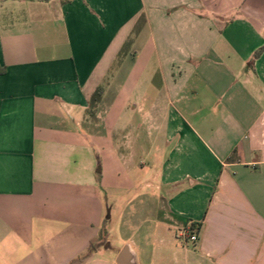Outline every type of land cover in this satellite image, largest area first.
Here are the masks:
<instances>
[{
	"label": "crops",
	"instance_id": "0c3cea01",
	"mask_svg": "<svg viewBox=\"0 0 264 264\" xmlns=\"http://www.w3.org/2000/svg\"><path fill=\"white\" fill-rule=\"evenodd\" d=\"M123 256L264 264V0H0V264Z\"/></svg>",
	"mask_w": 264,
	"mask_h": 264
},
{
	"label": "built area",
	"instance_id": "2783aa9c",
	"mask_svg": "<svg viewBox=\"0 0 264 264\" xmlns=\"http://www.w3.org/2000/svg\"><path fill=\"white\" fill-rule=\"evenodd\" d=\"M179 236L183 240L184 243H196L198 241V234L194 232L192 226L189 228H183L179 231Z\"/></svg>",
	"mask_w": 264,
	"mask_h": 264
},
{
	"label": "trees",
	"instance_id": "16d2710c",
	"mask_svg": "<svg viewBox=\"0 0 264 264\" xmlns=\"http://www.w3.org/2000/svg\"><path fill=\"white\" fill-rule=\"evenodd\" d=\"M2 1H6V0H2ZM39 1H49V0H39ZM104 93V88L103 87H99L96 92L93 94L91 101H90V108H95L96 105L100 102L102 96Z\"/></svg>",
	"mask_w": 264,
	"mask_h": 264
},
{
	"label": "rangeland",
	"instance_id": "374dc122",
	"mask_svg": "<svg viewBox=\"0 0 264 264\" xmlns=\"http://www.w3.org/2000/svg\"><path fill=\"white\" fill-rule=\"evenodd\" d=\"M129 45H130V44H129ZM129 45L127 46V48L129 47ZM113 238H114V241H113V242L115 243V245L122 244V243H121V241L117 239V238H118L117 234H116V235H114V237H113ZM153 260H154V261H156V259H155V258H154ZM156 262H158V261H156ZM158 263H159V262H158ZM159 264H160V263H159Z\"/></svg>",
	"mask_w": 264,
	"mask_h": 264
},
{
	"label": "water",
	"instance_id": "95a60500",
	"mask_svg": "<svg viewBox=\"0 0 264 264\" xmlns=\"http://www.w3.org/2000/svg\"><path fill=\"white\" fill-rule=\"evenodd\" d=\"M119 264H130L126 256H123L121 260L118 261Z\"/></svg>",
	"mask_w": 264,
	"mask_h": 264
}]
</instances>
